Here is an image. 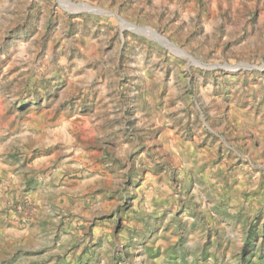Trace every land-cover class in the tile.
Instances as JSON below:
<instances>
[{
    "label": "rangeland",
    "instance_id": "obj_1",
    "mask_svg": "<svg viewBox=\"0 0 264 264\" xmlns=\"http://www.w3.org/2000/svg\"><path fill=\"white\" fill-rule=\"evenodd\" d=\"M2 204L0 264H264V0H0Z\"/></svg>",
    "mask_w": 264,
    "mask_h": 264
},
{
    "label": "crops",
    "instance_id": "obj_2",
    "mask_svg": "<svg viewBox=\"0 0 264 264\" xmlns=\"http://www.w3.org/2000/svg\"><path fill=\"white\" fill-rule=\"evenodd\" d=\"M7 185H9V183H7ZM19 215H16L15 212L13 211H6L4 205L3 204L0 205V243L1 242L6 243L10 239V235L7 232V228L3 227L4 224L8 222L9 223L15 222L18 219ZM17 233H20V232L17 231Z\"/></svg>",
    "mask_w": 264,
    "mask_h": 264
}]
</instances>
